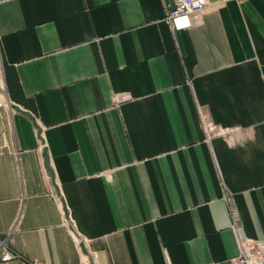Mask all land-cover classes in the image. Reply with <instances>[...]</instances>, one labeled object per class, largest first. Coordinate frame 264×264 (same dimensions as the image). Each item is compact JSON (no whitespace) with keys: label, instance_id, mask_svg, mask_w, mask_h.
<instances>
[{"label":"crops","instance_id":"obj_1","mask_svg":"<svg viewBox=\"0 0 264 264\" xmlns=\"http://www.w3.org/2000/svg\"><path fill=\"white\" fill-rule=\"evenodd\" d=\"M0 0V264H232L264 243V0ZM232 207L237 212L233 218Z\"/></svg>","mask_w":264,"mask_h":264},{"label":"built area","instance_id":"obj_2","mask_svg":"<svg viewBox=\"0 0 264 264\" xmlns=\"http://www.w3.org/2000/svg\"><path fill=\"white\" fill-rule=\"evenodd\" d=\"M208 0H175V7L168 11L166 19L174 31L188 30L193 27L195 15L206 9ZM8 106L6 99L0 101V109ZM233 218H237L232 207ZM240 251L231 260L232 264H264V243L247 237L243 230L234 224ZM22 255L8 244V238H0V262H10ZM33 264H43L34 262ZM79 264H93L90 256H83Z\"/></svg>","mask_w":264,"mask_h":264}]
</instances>
